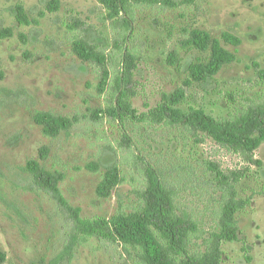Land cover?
Returning <instances> with one entry per match:
<instances>
[{"label": "rangeland", "instance_id": "obj_1", "mask_svg": "<svg viewBox=\"0 0 264 264\" xmlns=\"http://www.w3.org/2000/svg\"><path fill=\"white\" fill-rule=\"evenodd\" d=\"M52 1L0 0V30L14 31L12 38L0 39V88L26 90L40 110L66 117L87 115L89 109L104 108L105 101L97 91L95 68L73 52V37L79 29L70 28L87 24L110 38L115 32L97 0H59V8L51 12ZM173 1L178 7H135L134 45L140 61L133 81L134 108L148 112L186 81L185 67L176 69L169 64L171 52L178 53L181 66L208 57L182 48L181 42L192 29L220 39L238 60L221 70L216 83L190 88L188 105L227 117L246 98L264 102V77L259 75L264 71V0ZM19 4L24 5L31 25L17 22L14 9ZM224 33L237 37L241 44L225 42ZM228 94L236 97L235 105ZM120 133L117 125L107 121H83L70 137L51 139L35 124L31 109L20 102H10L0 111V252L7 253L11 264L49 258L61 246L60 218L54 204L46 196L26 190L28 180L22 170L28 160L38 158L43 146L51 148L48 168L66 175L60 185L64 196L82 209L84 217H111L120 207L131 211L140 201L145 163L179 191L180 205L194 214L203 234L215 228L220 198L217 187L204 184V180L214 179L213 174L205 173L204 162L215 163L227 175L245 172L237 185L239 197L250 199L238 215L241 241L224 246L222 264H264V143L254 153L261 164L250 165L211 138L195 142L174 127L129 126L131 153L118 146ZM107 144L115 154L105 148ZM109 154L115 156L122 181L104 199L97 187L105 168L95 171L87 166ZM120 254L119 248H104L92 240L79 249L72 264H134Z\"/></svg>", "mask_w": 264, "mask_h": 264}, {"label": "trees", "instance_id": "obj_2", "mask_svg": "<svg viewBox=\"0 0 264 264\" xmlns=\"http://www.w3.org/2000/svg\"><path fill=\"white\" fill-rule=\"evenodd\" d=\"M97 1L106 11V20L110 21L114 36L107 37L87 24H75L70 29H79L73 37V52L81 61L95 68L99 80L97 91L104 96L105 107L89 109L87 115L66 117L37 109L32 95L26 90L2 87L0 111L10 102H20L31 109L33 121L51 139L63 135L70 137L83 121L94 124L107 121L112 126L117 125L121 131L118 146L128 153H131L133 144L129 126L174 127L195 142L209 137L239 154L250 165H260L254 159V153L264 143V102L246 98L244 104L239 103L241 108H235L236 112L227 117H216L203 108L188 105L190 88L216 83L217 75L225 66L235 63L237 56L210 33L190 30L181 42L182 48L208 54V57L181 66L178 53L171 52L169 64L176 69L185 67L186 81L175 92L166 95L157 107L139 113L132 103L134 74L140 61V53L134 45L135 7L146 4L174 8L178 3L173 0ZM58 8L59 0H53L48 7L51 12ZM14 13L20 25L33 23L23 4L17 5ZM13 36L11 28L0 30V39ZM20 37L25 42V37ZM223 40L234 46L241 44L240 39L228 33L223 34ZM259 75L264 77V71L260 70ZM228 97L235 105L236 97L232 94ZM105 148L115 154L111 144ZM50 155L49 146L41 147L38 158L28 160L22 170L28 180L26 190L46 196L54 204L60 218L61 246L51 257H43L32 264H72L79 249L92 240L104 248H119L121 257L134 264H222L224 246L241 241L238 215L246 209L250 199L239 197L237 185L245 177V172L227 175L215 163L204 162L205 173L214 175L213 180H204V184L217 187L220 198L215 228L203 234L194 214L180 205L179 191L164 181L154 167L145 163L142 168L144 185L138 192L140 201L131 211L120 207L111 217H84L82 209L71 204L61 190L60 185L66 175L48 168ZM105 157L99 163L87 166L95 171L105 168L104 178L97 187V194L104 199L109 198L122 181L115 156L109 154ZM199 241L202 244H198ZM0 264H11L4 251L0 252Z\"/></svg>", "mask_w": 264, "mask_h": 264}]
</instances>
